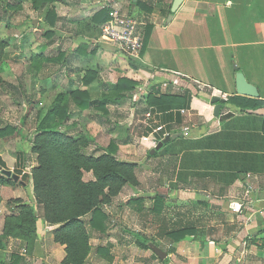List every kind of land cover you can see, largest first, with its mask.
<instances>
[{"label": "crops", "instance_id": "obj_1", "mask_svg": "<svg viewBox=\"0 0 264 264\" xmlns=\"http://www.w3.org/2000/svg\"><path fill=\"white\" fill-rule=\"evenodd\" d=\"M174 1L80 0V22L87 21L85 24L97 11L106 9L112 18L124 14L142 23L144 37L146 28L152 27L142 54L131 55L136 57L135 67L113 43L97 41L101 48L95 55L104 60H95V67L89 68L103 80L97 75L86 84L81 75L80 87L76 88L91 92L100 86L110 91L121 77L138 85L119 100L111 93L106 111L75 110L80 112L82 122L93 116L111 121L123 118L121 106L131 101V111L124 117L125 139H120L119 130L114 129L116 124H103L93 132L92 145L108 146L114 141L118 152L123 147L130 148L127 154L141 155L152 150L151 142H139L147 129L145 124L158 122L156 116H146L151 108L148 95L160 91L191 97L189 108L181 109L179 115L175 110V120L170 123V133L182 135L156 151H160L157 156L137 161L139 194L126 188L105 206L111 222L106 232H92V250L86 264H264V104L258 110L241 112L227 102L238 95V71L258 87L259 99L264 102V0H182L173 12ZM61 16L59 21L64 20ZM85 43L80 42V49H84L80 62L84 65L97 59L83 56L88 53ZM60 52L65 53L62 48L51 56ZM121 69L128 72L118 77ZM108 70L105 79L103 72ZM213 95L226 99L221 114L233 111L234 115L221 121L216 118L210 101ZM80 131L87 135L83 129ZM0 155L6 162L2 152ZM11 184L0 183V193L12 203L8 214L15 213V201L35 206L33 182L28 200ZM159 194L164 198L161 212L153 209ZM37 226L34 252L26 251L24 241L12 238L4 248L11 251L10 258L0 259L2 264H12V254L21 257L16 264H36L41 260L43 264H61L66 252L65 245L54 240L57 225L40 217ZM183 227H194L195 234L180 241L169 237L170 231ZM147 242L149 248L142 247ZM151 244L166 251L167 257L160 259ZM99 247L103 250L98 251Z\"/></svg>", "mask_w": 264, "mask_h": 264}, {"label": "trees", "instance_id": "obj_2", "mask_svg": "<svg viewBox=\"0 0 264 264\" xmlns=\"http://www.w3.org/2000/svg\"><path fill=\"white\" fill-rule=\"evenodd\" d=\"M54 0H31V8L38 14H45L44 21L51 27H55L59 17L51 7ZM6 9H4L5 11ZM110 18L106 9L97 11L89 20V25L98 31L101 25ZM151 26L145 30L144 47L151 34ZM55 31L47 30L45 35L52 37ZM2 41H0L1 44ZM144 49V48H143ZM83 47L78 52H83ZM143 50L141 51L142 54ZM38 56V55H36ZM42 57L41 55L38 56ZM44 58V57H43ZM47 61L67 63V55L60 52L58 56L46 58ZM96 70H87L83 76L86 84L97 78ZM0 77V84H2ZM138 83L128 77H121L117 83L109 89L112 96L119 100L131 93ZM159 94V95H158ZM111 95H105L102 99H92L88 90L72 88L60 92L45 114L40 118L36 128V136L32 151L37 154V165L32 168L31 173H23L15 170L27 183L33 182L36 208L34 205L19 202L17 210L7 217L5 225H10L8 232H3L7 237L11 229L21 234L37 233L38 218H43L51 225H57L53 231L54 240L65 245V257L62 264H84L91 251L90 238L92 232L104 233L109 224V214L105 205L113 201L114 197L125 191L129 185H138L136 174L137 163L127 161L118 157V145L111 141L104 149L95 148L87 152V148L94 143L88 140L84 134L80 138L70 131L59 129L63 123L72 117L71 106L74 105L79 111L91 108L104 109L106 111L107 101ZM191 97L189 94L177 95L166 92L150 93L147 104L151 107V115L156 116L158 122L154 125H146L144 135H149L160 125H165L167 130L171 129L170 123L174 121V111L189 108ZM227 102L238 107L241 112L254 111L263 107L264 102L259 98L245 96H231ZM40 116V115H39ZM151 116V117H152ZM164 117V119H161ZM264 120V118H262ZM180 121V120H179ZM151 122V121H150ZM14 129L9 125L0 127V136L12 132ZM163 132L155 133L154 138H160ZM103 151L101 154L97 152ZM161 149L160 151H162ZM159 151V152H160ZM156 152L151 157H155ZM7 168L5 161L0 155V168ZM93 174V179L84 180V172ZM13 182L12 178L2 175L0 170V183ZM154 210L161 212L164 207V198L159 194L155 198ZM88 217L87 220H84ZM13 221V222H11ZM10 222V223H9ZM7 223V224H6ZM195 234L194 227H183L168 233L174 241L183 240ZM3 236H0V247L5 248ZM142 247H148V242ZM103 248L99 247L98 251ZM12 264L18 263L21 257L12 254Z\"/></svg>", "mask_w": 264, "mask_h": 264}, {"label": "rangeland", "instance_id": "obj_3", "mask_svg": "<svg viewBox=\"0 0 264 264\" xmlns=\"http://www.w3.org/2000/svg\"><path fill=\"white\" fill-rule=\"evenodd\" d=\"M30 4L31 0H0V41H2L0 44V77L3 81V83L0 84V127L9 125L14 129L12 132H7V134L0 136V152L4 155L6 166L13 168L14 173H16L15 170H20L22 174L31 173L32 168L38 164L37 154L32 151V147L36 136L35 133L39 117L41 118L45 114L46 110L51 106L60 92L68 91L72 87H80L81 75H85L87 70H91V68L95 67V60H104V57H101V55H95L99 51L98 49L101 48L99 44L96 45L97 41L100 42V40H102V43L107 42L101 39V35H99L100 31L89 26V24H85L88 23L87 21L80 22V0H54V2L51 3V7L55 9L57 17L60 15L64 17L63 21L57 20L55 27L49 26L44 21L45 14L36 13L31 9ZM4 9L6 10L4 11ZM47 30L55 31L54 35L52 37L46 36L45 31ZM80 32H83L81 36ZM80 42H86L85 45L88 46V53H84L83 56L87 59L91 58V55L97 56V59L93 58V62L89 61L88 64L86 63L85 65L81 63L80 54L77 51L80 47ZM58 45H61V47L57 48ZM62 48L68 56L67 63L52 62L49 64L46 58L53 55L52 53H58ZM93 48H95V52L92 51ZM115 48L117 51L126 54L129 57V61L132 62L129 65L135 67L133 63H136V57L124 52L117 46ZM136 53L137 54L134 55L139 57L140 52ZM36 55H41L42 57L38 58ZM127 72L128 70L121 69L118 73V77L122 76V74H127ZM109 73V70L107 73L103 72L105 79L107 75L109 76ZM98 77L100 80H103L100 74ZM90 93L92 97L96 98L103 96V94L111 95L110 91L100 86H98V88H92ZM134 99L135 98H133L132 101H134ZM129 100L121 106L120 112L123 118L121 116V118L115 120L111 119V121H107L103 117L99 119L93 116L90 121L82 122L80 120V112H76L75 110L78 109L72 105V117L67 122L63 123L59 129L62 131H70L78 138H80V134L83 132L80 131V129H83L85 134L89 135H85L87 136L86 138L88 140H94L93 132H97L99 130L98 127H101L103 124H110V126L116 124L117 126H115L114 129L117 131L119 130L120 139H125L127 130L124 124V117L126 115L128 116L131 111V101ZM120 122H123L122 126L119 124ZM140 136L139 142H143L141 140L142 135ZM107 140L108 137L105 141ZM107 142L102 144L104 145ZM148 142H151L153 145L151 140ZM95 145H90L87 148V152L94 150V147H98V149L107 147V144L104 146ZM155 146L156 145H153V148ZM121 149V152H118L120 156L136 161V174L138 170L137 161L152 158L150 156L152 155L150 152L151 148L141 155L135 153L127 154L130 148L123 147ZM118 151H120L119 146ZM101 153H103L102 150L96 154ZM8 168L9 167H7V169ZM20 176V181L16 183L12 182L11 185L13 189L20 190L25 199L28 200L32 195V181L26 183L22 175ZM91 179H93V174L85 171L84 180L89 181ZM127 188H132L136 195L139 194L137 191L138 185H129ZM5 195L6 194L0 193V225L4 216L5 221L7 217L12 216V214H8L9 205L12 203L6 200L7 198ZM118 195L120 196V193ZM15 203L17 205L13 206L14 209L17 210L19 201H15ZM87 219L88 217L84 218V220ZM109 221L111 222V216ZM119 222L122 223V221ZM112 224L114 223L112 222ZM6 227L10 230V225L7 226L4 224L3 232H5ZM9 230H6V232ZM12 230L13 229H11L7 237L3 236V233H0V236H3V243H6L7 240L12 238L20 239L26 243V251L30 253L34 252L38 242L37 233L34 234L31 232L30 234L20 235L18 232ZM5 250L6 249L0 247V259L3 261L10 258L11 255V251ZM86 261L84 264H86ZM0 264H2L1 261ZM36 264H43V260Z\"/></svg>", "mask_w": 264, "mask_h": 264}, {"label": "built area", "instance_id": "obj_4", "mask_svg": "<svg viewBox=\"0 0 264 264\" xmlns=\"http://www.w3.org/2000/svg\"><path fill=\"white\" fill-rule=\"evenodd\" d=\"M141 26L142 23L136 19L124 14H119L102 25L101 39L113 43L128 54L134 55L137 54L136 52L141 53L144 47V30ZM146 116L150 119L152 116L151 111H149ZM145 125H150V123L147 122ZM161 131L163 132L161 137L158 139L154 138V134ZM168 134H171L170 130H167L165 125H160L149 135H143L141 140L145 142L151 140L153 145H157V143Z\"/></svg>", "mask_w": 264, "mask_h": 264}, {"label": "water", "instance_id": "obj_5", "mask_svg": "<svg viewBox=\"0 0 264 264\" xmlns=\"http://www.w3.org/2000/svg\"><path fill=\"white\" fill-rule=\"evenodd\" d=\"M136 2V0H134ZM182 0H175L172 6V11L175 12L179 5L181 4ZM237 68V67H235ZM236 90L237 94L240 96H246L250 98H259L260 92L256 85L250 83L245 74L241 71L236 73ZM211 103L214 105V116L218 118L220 121L224 118H228L234 115L233 111H229L228 113L221 114V109L226 101L225 98L221 97L220 95H213L211 97ZM182 133H175V134H168L162 140H160L157 145L151 150V154L153 155L156 151L160 150L165 144L170 143L172 140L176 139L177 137L181 136ZM2 175L12 178L15 182L20 181V175L14 173L12 170L7 168H0ZM22 182V181H21ZM25 184L24 182H22ZM152 250L156 253V255L160 259H165L167 257V252L161 249L160 247L156 246L155 244H151Z\"/></svg>", "mask_w": 264, "mask_h": 264}]
</instances>
